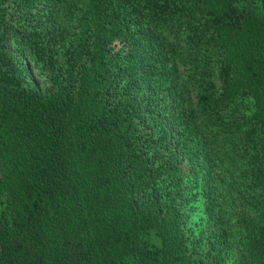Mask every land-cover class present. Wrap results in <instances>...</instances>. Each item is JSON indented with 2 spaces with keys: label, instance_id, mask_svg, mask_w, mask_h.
Listing matches in <instances>:
<instances>
[{
  "label": "trees",
  "instance_id": "1",
  "mask_svg": "<svg viewBox=\"0 0 264 264\" xmlns=\"http://www.w3.org/2000/svg\"><path fill=\"white\" fill-rule=\"evenodd\" d=\"M198 186L264 264V0H0V264H204Z\"/></svg>",
  "mask_w": 264,
  "mask_h": 264
},
{
  "label": "rangeland",
  "instance_id": "2",
  "mask_svg": "<svg viewBox=\"0 0 264 264\" xmlns=\"http://www.w3.org/2000/svg\"><path fill=\"white\" fill-rule=\"evenodd\" d=\"M14 46L15 44L12 43ZM28 66L31 70V80L33 83L42 88L47 85V78L42 72L40 67L35 65L29 59H27ZM197 197L187 208L189 213L188 221L185 224V230L190 235L191 239L197 242V251L201 254V258L204 259V264H212L209 256V241H208V223L204 206V197L202 196V190L198 186L196 188ZM192 246L191 243H189ZM234 255L230 254L226 259L225 264H233Z\"/></svg>",
  "mask_w": 264,
  "mask_h": 264
}]
</instances>
